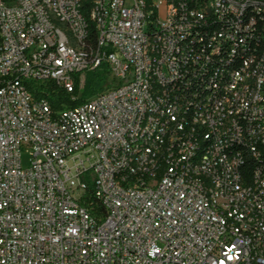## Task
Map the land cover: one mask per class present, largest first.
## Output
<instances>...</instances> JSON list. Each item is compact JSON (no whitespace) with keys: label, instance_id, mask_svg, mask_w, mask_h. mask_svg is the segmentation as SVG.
Wrapping results in <instances>:
<instances>
[{"label":"built area","instance_id":"built-area-1","mask_svg":"<svg viewBox=\"0 0 264 264\" xmlns=\"http://www.w3.org/2000/svg\"><path fill=\"white\" fill-rule=\"evenodd\" d=\"M88 1L0 0V264H264V0Z\"/></svg>","mask_w":264,"mask_h":264},{"label":"trees","instance_id":"trees-1","mask_svg":"<svg viewBox=\"0 0 264 264\" xmlns=\"http://www.w3.org/2000/svg\"><path fill=\"white\" fill-rule=\"evenodd\" d=\"M82 2L84 14L87 15L90 7L89 1L82 0ZM91 28L94 31V26H91ZM108 73V65L104 63L99 68L85 73L81 87L79 77L76 76V88L73 94H68L66 91L59 89L54 83L37 86L32 82H27L26 85L37 99L48 100L54 110L61 109L62 105L76 108L110 87ZM73 97L76 98L75 101L72 100ZM90 190H93L92 185ZM99 211L102 212V209L99 208Z\"/></svg>","mask_w":264,"mask_h":264},{"label":"rangeland","instance_id":"rangeland-1","mask_svg":"<svg viewBox=\"0 0 264 264\" xmlns=\"http://www.w3.org/2000/svg\"><path fill=\"white\" fill-rule=\"evenodd\" d=\"M31 157L28 154L22 155V166L24 169H27L30 166Z\"/></svg>","mask_w":264,"mask_h":264}]
</instances>
